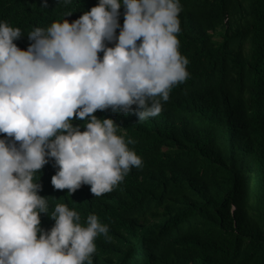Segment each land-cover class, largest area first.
<instances>
[{
    "label": "trees",
    "instance_id": "obj_1",
    "mask_svg": "<svg viewBox=\"0 0 264 264\" xmlns=\"http://www.w3.org/2000/svg\"><path fill=\"white\" fill-rule=\"evenodd\" d=\"M97 3L0 0V20L21 28L15 43L26 50L32 28L72 22ZM181 4L178 39L189 79L146 121L94 113L135 142L129 147L142 167L99 197L88 185L72 195L55 190L53 160L36 174L49 216L66 204L81 223L95 213L109 225L111 239H96L93 264H264V0ZM47 214L40 215L46 230L54 224Z\"/></svg>",
    "mask_w": 264,
    "mask_h": 264
},
{
    "label": "clouds",
    "instance_id": "obj_2",
    "mask_svg": "<svg viewBox=\"0 0 264 264\" xmlns=\"http://www.w3.org/2000/svg\"><path fill=\"white\" fill-rule=\"evenodd\" d=\"M182 11L181 0H98L72 22L32 28L26 50L15 43L21 28L0 20V264H93L96 239H111L95 213L81 223L57 204L49 216L35 177L53 160L55 190L72 195L88 185L99 197L142 167L135 142L94 113L146 121L162 112L190 77L178 39ZM42 213L54 220L50 229Z\"/></svg>",
    "mask_w": 264,
    "mask_h": 264
}]
</instances>
